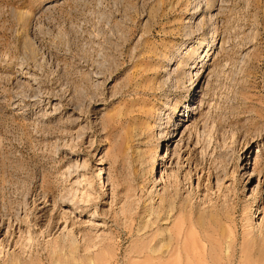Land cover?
<instances>
[{"label":"rangeland","instance_id":"1","mask_svg":"<svg viewBox=\"0 0 264 264\" xmlns=\"http://www.w3.org/2000/svg\"><path fill=\"white\" fill-rule=\"evenodd\" d=\"M181 262L264 264V0H0V264Z\"/></svg>","mask_w":264,"mask_h":264},{"label":"bare ground","instance_id":"2","mask_svg":"<svg viewBox=\"0 0 264 264\" xmlns=\"http://www.w3.org/2000/svg\"><path fill=\"white\" fill-rule=\"evenodd\" d=\"M156 253H159V252L157 251ZM179 264H183V263L181 262V263H179Z\"/></svg>","mask_w":264,"mask_h":264}]
</instances>
